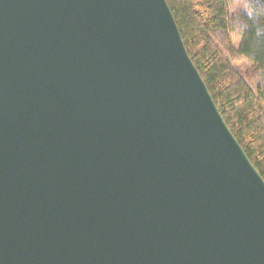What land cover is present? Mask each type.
<instances>
[{"label":"water","instance_id":"water-1","mask_svg":"<svg viewBox=\"0 0 264 264\" xmlns=\"http://www.w3.org/2000/svg\"><path fill=\"white\" fill-rule=\"evenodd\" d=\"M0 264H264V178L167 0H0Z\"/></svg>","mask_w":264,"mask_h":264},{"label":"trees","instance_id":"trees-1","mask_svg":"<svg viewBox=\"0 0 264 264\" xmlns=\"http://www.w3.org/2000/svg\"><path fill=\"white\" fill-rule=\"evenodd\" d=\"M167 0L228 127L264 178V0ZM252 66L244 77L235 63Z\"/></svg>","mask_w":264,"mask_h":264},{"label":"rangeland","instance_id":"rangeland-1","mask_svg":"<svg viewBox=\"0 0 264 264\" xmlns=\"http://www.w3.org/2000/svg\"><path fill=\"white\" fill-rule=\"evenodd\" d=\"M240 10H243V6L241 2L237 0L232 6V14H235ZM235 66L244 77H250L252 66L249 63L243 61L241 63L237 62L235 63Z\"/></svg>","mask_w":264,"mask_h":264}]
</instances>
